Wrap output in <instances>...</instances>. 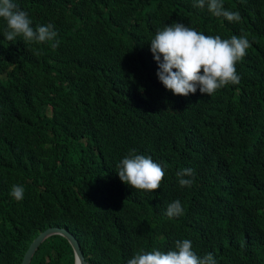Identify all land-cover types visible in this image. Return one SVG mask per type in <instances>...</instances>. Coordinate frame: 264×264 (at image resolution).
<instances>
[{
    "label": "trees",
    "instance_id": "1",
    "mask_svg": "<svg viewBox=\"0 0 264 264\" xmlns=\"http://www.w3.org/2000/svg\"><path fill=\"white\" fill-rule=\"evenodd\" d=\"M13 2L33 28L53 24L58 47L7 41L0 19V264H18L49 224L76 237L86 264H127L183 239L218 264H264V0H222L239 23L194 0ZM173 22L246 36L240 83L211 96L166 90L150 41ZM132 149L164 168L152 194L119 179ZM185 168L195 171L191 187L178 182ZM176 200L183 214L170 218ZM71 262L66 239L50 233L27 264Z\"/></svg>",
    "mask_w": 264,
    "mask_h": 264
},
{
    "label": "clouds",
    "instance_id": "2",
    "mask_svg": "<svg viewBox=\"0 0 264 264\" xmlns=\"http://www.w3.org/2000/svg\"><path fill=\"white\" fill-rule=\"evenodd\" d=\"M194 6L207 10L216 17H223L228 22L239 23L238 11L224 8L222 0H194ZM0 19L6 23L4 38L14 41L17 37L27 44H43L56 41L57 32L53 24L32 27V21L13 0H0ZM58 47V41L52 43ZM251 47L246 36L233 35L222 39L219 35L211 36L198 32L183 23L173 22L158 29L150 41V51L157 63L156 72L159 82L173 95L187 97L199 89L201 94L214 95L217 90L228 85L240 83L241 77L236 64L244 59ZM34 55L40 52L33 49ZM202 69V74H201ZM119 179L136 191L152 194L160 189L165 171L161 164L151 156L137 154L132 149L117 165ZM181 187H191L195 171L192 168L181 169L178 173ZM185 177H189L186 179ZM10 195L17 201L22 200L24 188L13 185ZM183 214L181 202L176 200L166 209L170 218ZM127 264H218L209 252L203 256L193 251L189 239L176 240L174 249L168 251H141L127 260Z\"/></svg>",
    "mask_w": 264,
    "mask_h": 264
},
{
    "label": "water",
    "instance_id": "3",
    "mask_svg": "<svg viewBox=\"0 0 264 264\" xmlns=\"http://www.w3.org/2000/svg\"><path fill=\"white\" fill-rule=\"evenodd\" d=\"M50 233H58L62 235L68 242L72 252L71 264H86L87 260L84 258L81 249L79 247L76 237L64 226L57 224H49L39 229L28 241L27 245L23 249L18 264H27L29 257L38 244V242Z\"/></svg>",
    "mask_w": 264,
    "mask_h": 264
}]
</instances>
